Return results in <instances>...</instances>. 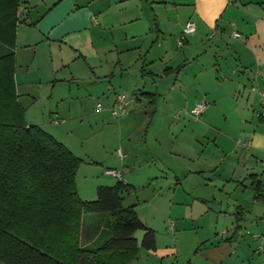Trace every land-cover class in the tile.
<instances>
[{
  "label": "rangeland",
  "instance_id": "rangeland-1",
  "mask_svg": "<svg viewBox=\"0 0 264 264\" xmlns=\"http://www.w3.org/2000/svg\"><path fill=\"white\" fill-rule=\"evenodd\" d=\"M21 1L28 10H31L32 18L43 13L52 4L50 0ZM101 1L105 2V0ZM151 1L129 0V4L138 6L148 13ZM137 11L140 12L139 9ZM155 12L160 18L165 16L172 20L174 17V11L169 7L164 10L156 9ZM182 13L181 11L179 15ZM21 19L17 26L18 35L22 30H30L26 18L23 17L24 22L20 21ZM147 23L145 17H142L138 23L128 27L129 33H136V38L129 40L128 44H117L119 47L123 45L129 47L128 51L120 52L111 39L110 31H102L99 59L78 60L58 69L73 70L75 76H70L65 71H60L56 75L58 81L53 92L55 95L62 94L65 97L62 106L65 113L57 116L58 119H62L57 123L52 121V118H55V101L46 96L50 93L52 82L46 79L47 71L44 70H52V68L47 66L45 60H42L39 63L41 66L35 69L30 66L29 70H42L43 76L40 97L36 103L26 106V117L29 119L27 123L39 124V127L48 133L52 131L54 134L51 135L80 159L75 183L77 192L83 199L96 198L94 194L84 196L87 187L110 185L120 179L105 175L103 172L107 168H114L121 173V179L128 180L131 187L124 193L123 206L135 204L139 219L144 225L152 228L156 235V249L139 248L138 255H135L129 264L146 262L147 264H204L209 251L204 250L202 245L210 244L215 237H218L216 242L223 241L220 235L212 234L214 218L203 215V209L207 206L213 209L219 208L221 197L234 196L239 192L237 190L235 192V187L227 181L223 183L218 181V173L222 174L218 170L210 171L205 168L202 172L188 171V165L192 162H189L184 154L192 147H196L200 156L199 161L196 162L198 164L200 161L205 162L215 152L217 140L215 142L213 140L216 132L212 129L201 135L200 130L192 123V117L185 113V110L190 108L184 107H187L188 102L194 105L206 99L211 103L210 112L213 111L218 115L228 114L227 122H222L221 125L237 126L243 111L234 115L232 110L235 105L244 104L250 92L249 84L240 73L234 75L232 73V70L245 69L232 53L233 41L228 36L223 37L227 45L224 43L218 50L210 51V54L201 52L207 50V46H211L213 41L205 38L203 44L193 47L194 55L200 53L199 59L180 72L176 69L172 72H164L167 66L176 68L183 63L184 58L180 50L175 48L172 39L169 42L172 55H165L163 48L157 47L155 42L154 26L150 28ZM137 24L142 26V30H136ZM158 41L164 44L161 35ZM228 44L229 49H227ZM21 45L22 42H16L17 49L21 48ZM40 48L39 46L38 50ZM53 55L55 61L56 55L55 53ZM17 63L19 64L16 68L17 79L20 77L23 79L22 59L20 61L17 59ZM224 75L230 77L226 82L223 81ZM93 77L95 79H92ZM237 78L244 81L243 84L246 86L239 87L235 82ZM171 87L173 90L170 91ZM237 89L239 92L236 91ZM143 92L154 93V101H150L149 97H143L141 94ZM118 93H124L128 98H133L138 93L141 100L132 104L127 113L123 112L119 116L109 113L102 116L95 113L94 107L97 101L105 105L104 103L107 102L105 96ZM227 93L228 98L224 96ZM215 96L218 104L212 107ZM230 98L232 102L228 101ZM21 101L23 103V98ZM260 108L259 111L264 110V107L260 106ZM259 111L257 110L255 115H252L251 110L244 112H249L246 115L255 119L260 118L259 114L262 112ZM201 118L203 114L195 119ZM231 146L238 148L234 141ZM118 149L123 153H129L122 164L131 165L133 169L130 172L121 169L116 155ZM135 151L139 154L138 164L133 158ZM94 160L101 162L94 163ZM223 205L226 206L225 201ZM106 217L108 215L104 212L86 213L83 216L81 229H85L88 233L96 231L97 234L102 229H106L107 225L104 224ZM229 222L230 218L226 216V227L229 226ZM219 226L221 228V221ZM225 235L223 234V237ZM247 236L252 237V235ZM259 245L260 242L258 243L257 240L252 241L251 255L250 252L246 255L239 254L228 263L260 264L264 260V249L259 248Z\"/></svg>",
  "mask_w": 264,
  "mask_h": 264
},
{
  "label": "crops",
  "instance_id": "crops-1",
  "mask_svg": "<svg viewBox=\"0 0 264 264\" xmlns=\"http://www.w3.org/2000/svg\"><path fill=\"white\" fill-rule=\"evenodd\" d=\"M50 1H52L51 6L33 18L30 15L31 10L27 9L23 1H21L19 8V19L22 18L20 21L24 22L23 17H25L26 24L30 27V32L22 30L19 35L16 29L14 48L15 90L17 99L24 108L26 123L29 120L26 117V106L36 103L42 91L40 87H42L41 78L43 72L42 70H29L30 66H33V69H35L39 65L41 66L39 63L42 60H45L47 66L52 68V70H44L47 71L46 79L52 82L50 93L46 96H48V99L55 101V118H52V121L54 123L62 121L57 116L65 113L62 107L65 97L62 94L55 95L53 92L58 81L56 75L60 71H65L68 75L75 76V72L73 70L58 69L73 64L78 60L99 59L101 56V45L99 43L102 40L100 33L102 31H110L111 39L115 42L116 48L124 53V51H128L130 48L123 47L125 45L119 47L117 44H128L129 40L135 39L136 33H129L130 28L128 27L133 23H138L142 17H145V20L148 21V27L154 26L157 47H162L164 54L171 56L169 42L172 39L175 42V48L180 50L182 58H184L183 63L177 65L176 68L167 66L164 69L166 73L172 72L175 69L180 72L199 59L200 53L194 55L193 47L203 44L205 38L213 40L211 46H207V50L201 51L207 54H210V51L218 50L225 43L224 36L232 39V53H234L236 60L245 69L232 70V73L233 75L240 73V76L248 81L250 90L244 100V104L235 105L232 110V114L234 115H236V112L243 111L239 118L240 122L238 120L239 124L237 126H233L232 124H227L229 127L221 125L222 122H227L228 114L221 113L218 115L213 111L210 112L209 105L211 103H208L204 99V102L208 106L201 113V115L203 114V118L195 119L197 116L190 117H192V123L195 127L200 130L201 135L210 129L216 132V137L213 139L214 142L217 140V144L215 145L216 150L207 161H200V164L196 162L200 159L196 147H192L191 150L187 151L184 157L189 162H192V164L188 165V171L202 172L205 168L210 171L218 170L222 173H218V181L220 183L227 181L235 187V192L236 190L239 192V194L235 193L234 196L221 197L219 208L213 209L207 206L203 209V215L214 218L211 228L213 230L212 234L214 236L220 235L223 241L216 242L218 237H215L214 241L210 244L205 243L203 244L204 246L202 245L204 250L209 251L206 258L207 261L204 260V264H212V262L213 264H223L225 259H227L225 264H229L230 259L239 254L243 253L246 255L250 252L251 255L253 251L252 241L255 242L257 240L258 243L260 242L259 248L264 249V110L259 111L260 106L264 107V0H152L150 6H148L150 10L148 13L141 10L138 6H135L136 8L131 6L129 0H105V2L101 0ZM167 7L174 11L172 20L165 16L160 18L155 12L156 9L164 10ZM138 9L140 12L137 11ZM132 11H134L133 15L131 14ZM181 11L183 13L179 15ZM188 21L194 23L195 29L193 32L186 34L183 43L178 46V36ZM139 25L137 24L136 30H142V26ZM114 30L115 33L113 34ZM234 32H237L239 35L237 37L234 36ZM160 35L164 40V44H160L158 41ZM17 41L22 42L21 48H16ZM225 45H227V42ZM39 46L41 48L38 50ZM229 48L228 44L227 49ZM53 53L56 55L55 61ZM17 59L19 61L22 59L23 79L22 77L17 79L16 68L19 66ZM229 78L227 75H224L223 81L226 82ZM92 79H95V77ZM235 82L239 87L243 88L246 86L243 84L244 81L238 78ZM171 90H173V87H171ZM236 91L239 92L238 89ZM136 94L133 98H129L124 113L129 111L132 104L140 102V96H138V93ZM141 94L143 97H149L150 101H154L155 99L154 93L143 92ZM115 96L116 94L105 96L107 97V102L104 103L106 106L104 105L105 108L102 110H96L97 101L94 107L95 113L102 114V116H105L106 113L112 115L108 108L113 103ZM224 96L228 98L229 94L227 93ZM232 96L235 98L234 94ZM22 98L23 103L21 101ZM228 101L232 102L231 98ZM191 104L188 102L187 107L184 108H191L193 106ZM217 104L215 96L212 100V107H216ZM250 110L252 111V115H255L257 110L263 112V115H259L260 118H255V120L246 115ZM38 126L40 125L38 124ZM50 134L54 133L51 131ZM52 136L55 137L54 135ZM237 140L249 141L250 145L245 148L238 145ZM232 141H234L235 146L238 148L231 146ZM116 152L121 169L130 172L133 167L122 164L129 153H123L121 149H118ZM138 156V152L135 151L133 158H135L136 164L140 162V159L137 158ZM97 162L100 163L101 161L94 160V163ZM110 169L112 168L105 169L103 173L113 177L106 173ZM113 170L115 169L113 168ZM118 173L121 179V173ZM121 180L129 184L127 179ZM96 188L92 187V185L87 187L84 196L96 195ZM80 198L83 199L82 197ZM224 201L226 206L223 205ZM226 216L230 218L229 226L227 227L225 225ZM219 221H221V228ZM223 234L226 235L223 237ZM95 235L96 231L88 233L82 228V244L90 242ZM247 235H252V237ZM139 248L141 246L138 247L137 253L139 252ZM155 249L156 235L155 248L146 250ZM137 253L136 255H138Z\"/></svg>",
  "mask_w": 264,
  "mask_h": 264
},
{
  "label": "trees",
  "instance_id": "trees-1",
  "mask_svg": "<svg viewBox=\"0 0 264 264\" xmlns=\"http://www.w3.org/2000/svg\"><path fill=\"white\" fill-rule=\"evenodd\" d=\"M21 0H0V264H128L138 246L155 248V232L123 206L130 185H99L96 198L76 189L80 159L50 133L27 124L14 82ZM107 213L102 229L82 244L86 213Z\"/></svg>",
  "mask_w": 264,
  "mask_h": 264
},
{
  "label": "built area",
  "instance_id": "built-area-1",
  "mask_svg": "<svg viewBox=\"0 0 264 264\" xmlns=\"http://www.w3.org/2000/svg\"><path fill=\"white\" fill-rule=\"evenodd\" d=\"M194 29L195 27H194L193 22L191 21L186 22L181 34L178 36V39H177L178 46H180L183 43V40L185 39V35L193 32ZM233 35L237 37L239 34L237 32H234ZM128 101H129V98L124 93H118L116 94L113 103L109 106L108 109L112 115L118 116L121 113L125 112ZM206 107H207L206 102H198L194 104L187 111L185 110V113H187L189 116L196 117L199 114H201L206 109ZM104 108L105 106L101 102L96 103V110H102ZM259 115L262 116L263 112L260 113ZM237 144L245 148L249 147L250 145L249 141H241V140H237ZM106 173L112 175L113 177L120 178L119 173L113 169L107 170ZM260 264H264V260Z\"/></svg>",
  "mask_w": 264,
  "mask_h": 264
},
{
  "label": "water",
  "instance_id": "water-1",
  "mask_svg": "<svg viewBox=\"0 0 264 264\" xmlns=\"http://www.w3.org/2000/svg\"><path fill=\"white\" fill-rule=\"evenodd\" d=\"M144 234H145V230H142V229H138L133 233V237L136 239L138 247L142 245Z\"/></svg>",
  "mask_w": 264,
  "mask_h": 264
}]
</instances>
